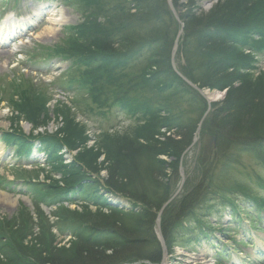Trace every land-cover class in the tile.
Masks as SVG:
<instances>
[{"label":"rangeland","instance_id":"1","mask_svg":"<svg viewBox=\"0 0 264 264\" xmlns=\"http://www.w3.org/2000/svg\"><path fill=\"white\" fill-rule=\"evenodd\" d=\"M85 1L0 0V192L6 193L14 201L13 205L0 203V247L5 249L11 247V243H16L18 247L8 255L13 253V256L20 257L15 263L12 259L5 260L0 252V264H30L33 257L39 258V252L47 249L57 250L63 259L69 260L74 247V239L69 234L71 225L81 224L91 217L98 222L114 223L123 231L135 233L134 222L138 213L149 209L104 187L111 160L116 159L123 168L120 177L126 171L131 176L134 174L135 178L128 187L123 185L125 183L121 178L120 187L130 193L137 191L141 196L144 193L145 200L151 205L159 203L168 194V202L171 200L174 208L176 202L201 180L197 162L200 154L199 140L195 144L193 137V143L178 159V167L174 164L177 156L175 152H169V156L173 154L171 158L158 157L152 152V147L162 145L165 139L172 143L183 142L176 137L174 117L183 121V127L186 124L191 126L199 118L204 121L210 111L214 113L220 108L217 104L226 97V89H201L214 97L210 105L214 108L208 111L204 98L199 95L190 97L182 88L172 86L168 81H153L149 87H143L140 78L155 73L157 69L154 68L152 53L140 54L132 63L116 69L114 74L117 78L110 80L112 83L106 81L107 77L101 80L104 88L110 91H136L135 99L132 98L135 105L141 104L140 107H146L145 111L148 109L150 113L144 116L140 112L132 116L120 109L104 106L101 109L110 110L103 115L94 102L100 96L96 94V97H92L86 85L87 69L79 71L70 65L69 60L61 61L50 51L55 47H63V50L67 49L70 53L78 51V54L90 50L82 46L85 42L75 33V28L80 27L85 15L89 13ZM218 1L193 0L198 14L200 11L208 13ZM178 3L186 5L188 0H179ZM253 3L252 16H263L264 0H253ZM52 12H61L64 22L54 29L53 34L47 35L44 28L48 26V17ZM178 22L184 27L180 18ZM178 22L176 24L180 29ZM11 35L17 38L4 46L3 43ZM251 41L254 46L245 49L243 53L249 54L253 68L244 71L242 75L247 78L251 89L257 88L262 92L264 101V40L257 41V37H254ZM190 43V38L182 43L188 46L184 54L189 58L191 66L184 71L187 73L192 70L200 81L205 82L203 76L206 68L203 61L206 56L197 52ZM48 52H51V57ZM175 65L178 69L179 64ZM105 68H97L95 71L102 76L108 72ZM74 80L81 84L83 82L86 88L77 87V84L68 87L69 84L65 83ZM203 82L199 85L203 86ZM64 85L72 93L63 94L61 89ZM235 85L237 88L241 86L239 82ZM254 100L256 104L260 98ZM34 106L41 108V112L35 110ZM258 106H247V111L254 113ZM60 113L68 116L60 117ZM254 116L258 125L252 128H264V104ZM37 122L43 123V126L37 128ZM13 132L24 135L35 144L31 145L28 155L16 156L14 146H9L2 138ZM64 135L68 140L70 137L74 148L60 144L64 146L60 153L62 161L50 166L40 148L39 139L57 137L62 142ZM202 141L201 145L209 144L210 148H215L214 138L204 136ZM123 146L127 147L123 154L129 151L128 157H125L127 154L121 155ZM131 153L134 155L130 162L128 158ZM216 157L215 166L212 171H208L213 176L214 194L204 197L186 219H180L175 225L164 258L158 231L153 234L156 244L143 247L144 253L155 256L161 251L160 263L164 261L165 264H264V149H259L256 154L240 150L229 164L219 154ZM159 163H164L168 168L164 174H160ZM59 166L67 168L65 172L72 174V177L86 178L88 183L76 187L78 194L69 195V200L60 197L58 204L47 207L39 199L36 201L33 196L35 193L28 189L33 186L36 191L55 192L51 197L56 195L63 188L61 182L65 180L59 172ZM175 168H178L179 179ZM162 177L164 182L160 181ZM93 181L98 185L93 184ZM60 227L63 233L58 231ZM124 264L151 263L136 260Z\"/></svg>","mask_w":264,"mask_h":264},{"label":"trees","instance_id":"2","mask_svg":"<svg viewBox=\"0 0 264 264\" xmlns=\"http://www.w3.org/2000/svg\"><path fill=\"white\" fill-rule=\"evenodd\" d=\"M178 1L171 0L175 11L179 13L181 23L184 24L176 53L179 60L177 71L200 89L204 87L215 88L220 91L226 89V97L220 104H217L220 108L214 113L210 111L201 124L198 145L200 154L197 158L201 171V180L197 182L198 184L195 188L176 202L174 208L171 206V202L161 215V235L165 240L166 249L170 246L171 233L179 220L186 219L187 215L192 212L197 203L202 202L204 197L214 194L212 190L215 186L214 183L212 184L213 176L209 175L208 171H212L215 166L216 154H219L225 161L227 160L226 164H229L230 160L238 156L240 150L256 154L259 153V149H264V128L258 130L252 128L253 125L254 127L258 125L257 118L254 115H256L257 109L259 108L260 110L264 104L262 92L257 90V88L251 89L248 85V80H246L247 78L242 75L244 71H250L253 68L251 58L248 56L249 54L245 55L243 53L244 50H249L254 46L251 41L254 37H257V41L262 42L264 40V13L263 16H252L253 0H220L208 13L200 11L199 14L193 0H188L186 5L179 4ZM85 2V7H87L86 9L89 10V13L85 15L86 17H84L80 27L75 28V33L85 42L82 46H87L90 52L83 51V53L78 54V51H73V53H70L66 48V50H63V47H55L50 51L60 58L61 61L69 60L70 65L79 71L84 68L87 69L86 72L89 73H86L85 76L88 82L86 85H88L92 97H96V94L100 96L99 98L97 97L99 100L96 99L94 102L97 103L99 111H102L103 115H106V112L110 109H120V111L128 112L132 116L140 112L144 116L150 113L148 109L145 111L146 107L141 108V104L135 105L133 99L136 97V91H110L104 88L102 84L104 82L101 80L107 77L106 81L112 83L110 80L117 78L114 74L116 69L132 63L140 54L147 55L152 53L154 68L157 69L155 73L144 75L142 79L140 78L143 87H149V83L153 81L161 82L165 80L172 86L182 88L183 91H186L184 93L190 97H199L193 89L188 87L177 76L171 65V53L179 25L176 24L165 0H124V2H119L118 0H86ZM189 38L191 41L190 46L206 56L205 61H203V66L206 68L204 71L205 76H203L205 77V82L200 81L192 70L187 71V73L184 71V69L191 68L190 60L185 55L188 46L182 44L185 39ZM51 52H48L50 57ZM101 67H106L105 70H108L102 76L99 75L101 73L98 74L95 71ZM113 68L115 69L114 71ZM200 82H203V86L199 85ZM238 82L241 86L237 88L235 83ZM65 83L69 84L68 87L77 84V87L86 88L84 83L82 82V85L80 81L74 80ZM99 85L100 87H98ZM61 90L62 92L72 93L70 89L66 88V85ZM256 97H259L260 101L254 104L253 100ZM252 104L254 106L260 105L256 110L254 109V113L247 111V108L252 107ZM104 106H110V109L104 111V109H101ZM202 106L205 108L204 102ZM34 108L41 112V108L37 106H34ZM210 108L213 109L214 106L212 105ZM19 111L22 112L23 110L19 109ZM60 114L62 115H59L60 117L68 116L64 113ZM174 118L176 122L173 125L176 130V137L183 142L172 143L169 139H165L162 145L153 146L152 152L158 157L166 156L170 158L173 154L169 156V152H175L177 156L174 164L175 167H178L177 161L193 143L192 139L197 131V125L202 119L199 118L197 122H193L189 127L187 124L183 127V121L177 117ZM65 124H70V122H65ZM41 125L43 126V123H36L37 128ZM16 132L4 135L2 138L9 146H14L16 156L24 157L30 153L31 145L34 146L35 144L32 143L31 139ZM204 136L208 139L214 138L216 140L214 149L210 148L209 144L202 143L201 145ZM39 144L50 166L57 162L61 163L60 153L64 146L74 148L73 141L70 140V137L68 140L67 136L62 139V142L57 137L40 138ZM126 148L123 146L120 151L121 155L127 154L125 157H128L129 151L123 154L124 151H127ZM133 155L131 153L128 158L130 162L133 159ZM159 164L160 174H164V171L168 168L164 163ZM109 167L107 169L108 179L104 181V187L110 191L112 190L115 194L128 197L132 201L134 200L150 210L141 214L138 213V217H136L134 222L136 232L129 233L125 230L123 231L114 223L98 222L92 219L93 217L87 218L86 222L75 223V225L70 227L69 234L74 239V247L71 250L72 258L69 260L63 259L57 250L49 251L47 249L39 252V258L32 256L33 261L30 264H124L126 261L136 260L148 261L151 264L160 263L161 251L153 256L154 254L144 253L142 248L149 244H156L157 240L154 237L155 235H153L156 229V213L170 195L165 194V197L159 203L151 205L145 200L144 193L141 196L137 191L130 193L125 188L120 187L121 178L125 183L123 185L128 187V184H131L135 178L133 177L134 174L131 176L125 170L127 174L124 172L123 177H120L121 171L124 170L116 159L111 160ZM58 168L62 178L65 180L61 182L64 186L59 189L60 191L56 195L51 197L55 192L36 191L33 186L28 189L29 192L35 193L33 196H35L34 199L36 201L39 199L47 207L58 204L60 197L64 198V200H69V195L78 194L79 191L76 187L83 184L86 186L85 182L88 183L86 178L79 176V173V177H72V174L65 172L67 168L64 166H59ZM177 170L178 168H175V173H177V178L179 179ZM80 171H82L81 168ZM163 179L164 177L160 181L164 182ZM205 181L207 182L204 183ZM95 182L93 181V184L98 185ZM56 197L57 199H55ZM58 231L63 233L64 230L60 227ZM103 242L107 243L103 244ZM11 245L13 247L7 246L5 249L3 246L0 247V252L5 260L12 259L16 263L20 257L13 256V253L11 256L8 254L12 249H16L18 245L16 243H11Z\"/></svg>","mask_w":264,"mask_h":264},{"label":"bare ground","instance_id":"3","mask_svg":"<svg viewBox=\"0 0 264 264\" xmlns=\"http://www.w3.org/2000/svg\"><path fill=\"white\" fill-rule=\"evenodd\" d=\"M48 19H50L49 20V24H48V26H46L45 28H44V33H46L47 35H51V34H53L54 33V29L56 28V27H58V26H60L63 22H64V19H63V17H62V14H61V12L60 13H54V12H52L50 15H49V17H48ZM249 53V52H248ZM178 62H179V60L177 59V56H176V53H175V55H173L172 57H171V65L173 64L174 66H176L175 64H178ZM176 74H177V76H179L180 75V77H184L181 73H179V71H176L175 72ZM187 81H189L186 77H184ZM190 82V81H189ZM191 83V82H190ZM191 84H193V83H191ZM193 85H195V84H193ZM196 86V85H195ZM197 87V86H196ZM199 88V87H198ZM200 89V88H199ZM201 90V89H200ZM204 95H205V97H207V99H208V101H209V103H210V105H211V103L213 102V98L214 97H212L211 95H208L207 93H206V91H204ZM205 100V99H204ZM206 101V100H205ZM207 103V102H206ZM203 121V120H202ZM201 121V122H202ZM0 203H3V204H5V203H7V204H9V205H13L14 204V201H12L11 199H10V197L5 193H3V192H0ZM161 220V219H160Z\"/></svg>","mask_w":264,"mask_h":264},{"label":"water","instance_id":"4","mask_svg":"<svg viewBox=\"0 0 264 264\" xmlns=\"http://www.w3.org/2000/svg\"><path fill=\"white\" fill-rule=\"evenodd\" d=\"M167 1V3H168V6H169V9H170V11H171V13L174 15V17H175V19L178 21V17H177V14L175 13V11H174V9H173V6H172V3H170V0H166ZM181 33V30L178 32V37H177V39L175 40V42H174V49H173V52H172V56L174 55V53H175V51H176V49H177V40H178V38H179V34ZM182 79L184 80V82L189 86V87H191V88H193L197 93H198V95L201 97V98H204L205 100H206V102H207V104H208V111H209V109H210V103H209V101H208V99H207V97H205V95H204V90L202 91V90H200L198 87H196L195 85H193V84H191L189 81H187L184 77H182ZM202 123V122H201ZM201 123L198 125V127H197V131H196V134H195V136H197L198 134H199V132H200V130H199V128H200V125H201ZM196 140V137H194V141ZM181 173V172H180ZM181 178H183V174L181 173ZM171 201V200H170ZM169 201V202H170ZM168 201L166 202V204H165V206L169 203ZM165 206L162 208V210L161 211H159V213H158V215H157V221H156V226H157V228L159 229V215L162 213V211L164 210V208H165ZM159 238H160V242H161V245H162V249H163V258L165 257V253H166V249H165V247H164V242H163V239L161 238V236H160V234H159ZM160 264H165V262L163 261V262H161Z\"/></svg>","mask_w":264,"mask_h":264}]
</instances>
